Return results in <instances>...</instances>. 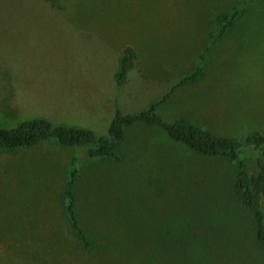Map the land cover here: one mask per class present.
I'll list each match as a JSON object with an SVG mask.
<instances>
[{"label":"rangeland","instance_id":"obj_1","mask_svg":"<svg viewBox=\"0 0 264 264\" xmlns=\"http://www.w3.org/2000/svg\"><path fill=\"white\" fill-rule=\"evenodd\" d=\"M236 6L244 17L208 53L203 79L160 113L240 140L264 134V0H0V126L44 117L106 135L117 105L139 113L193 72L218 17ZM129 47L138 57L119 87ZM128 139L133 152L121 167L90 166L78 153L80 217L97 242L90 251L64 215L74 151L50 142L0 149V264H264L232 164L192 156L151 128ZM246 153L255 174L264 152ZM117 206L130 210L114 224ZM167 225L186 233L169 243Z\"/></svg>","mask_w":264,"mask_h":264},{"label":"trees","instance_id":"obj_2","mask_svg":"<svg viewBox=\"0 0 264 264\" xmlns=\"http://www.w3.org/2000/svg\"><path fill=\"white\" fill-rule=\"evenodd\" d=\"M243 17V9L237 6L221 13L217 19L219 28L200 55L193 72L184 76L162 100L152 103L139 113H124L117 105L106 135H98L88 128L54 124L44 117H36L16 125H9V127L0 126V149L12 152L35 148L42 143L50 142L74 151L68 169L64 194V215L70 223L76 241L82 248L93 250L97 242L80 217L77 188L83 171L79 168L78 153L81 154L82 151L86 153L90 166L110 163L121 167L131 158L130 152H133L125 150L128 147L129 131L141 126L161 131L169 143L184 147L192 156L222 160L233 165L235 169L234 196L251 215L256 243L264 252V163L258 161V171L255 174H250L246 153L248 149L264 152V134L255 132L245 137L244 140H240L232 136L219 135L186 117H178L171 122L165 121L160 113V107L168 103L177 91L195 85L203 79L209 60L208 53L237 29ZM137 57L133 48H126L123 52L115 74V80L119 87L126 84ZM131 150L133 149L131 148ZM155 185L161 191V185L157 182ZM122 201L119 200V202ZM117 209H119L118 212L112 215L115 220L114 224L121 223L120 213L125 218L127 217V210H130V206L126 211L122 210L123 206H117ZM123 230L122 232L127 233L130 228L126 227ZM185 233V229L182 227L180 229V227L167 225L165 241L170 243V239ZM166 248L168 247L166 246Z\"/></svg>","mask_w":264,"mask_h":264},{"label":"crops","instance_id":"obj_3","mask_svg":"<svg viewBox=\"0 0 264 264\" xmlns=\"http://www.w3.org/2000/svg\"><path fill=\"white\" fill-rule=\"evenodd\" d=\"M76 127H80V126H76ZM81 128H88V129H91L92 130V128H90V127H85V126H83V127H81ZM94 131V130H93Z\"/></svg>","mask_w":264,"mask_h":264}]
</instances>
